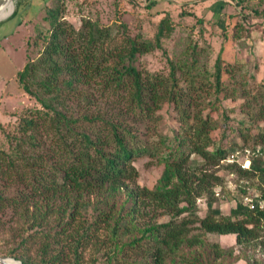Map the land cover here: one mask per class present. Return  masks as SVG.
I'll use <instances>...</instances> for the list:
<instances>
[{
    "label": "trees",
    "instance_id": "obj_1",
    "mask_svg": "<svg viewBox=\"0 0 264 264\" xmlns=\"http://www.w3.org/2000/svg\"><path fill=\"white\" fill-rule=\"evenodd\" d=\"M46 1L41 13L49 28L34 37L38 52L15 75L21 90L40 110L23 112L13 125L17 141L7 152L0 148V172L17 187L12 196L0 194V209L21 208L39 200L56 205L53 209L60 220L53 231L61 235L69 230L66 227L71 221L83 215L79 227L82 232L72 249L75 259L80 243L91 237L92 230L103 226L114 248V256L107 257L109 264L130 251L142 257V262L135 264H234L239 260L251 264L235 250L259 238L264 191L251 199L247 186L240 184L235 206L222 215L213 208L212 198L219 177L207 170L228 163L229 156L237 154L240 159L227 167L242 178L259 175L264 180V149L236 146L225 133L219 142H213L210 133L217 129V122L203 113L218 110L221 94L224 100L243 98L245 118L235 131L243 136L244 143L247 136H253L255 143L262 142L264 87L252 96L237 88L232 70L223 65L222 49L212 72L201 69V53L196 47L184 51L176 60L178 65L169 61L168 73L148 71L142 59L161 49V42L174 30L168 15L160 20L151 40L141 33L131 36L126 23L105 25L98 18L80 16L83 7L76 13L81 17L76 29L67 21L69 16H76L68 10L72 0ZM226 76H230L232 87L225 85ZM86 85L111 98L140 123H157L161 119L157 112L166 104L177 128L171 136L142 138L123 120L99 114H68L72 98L91 103L83 88ZM211 89L215 98H203L202 94ZM251 121L256 128L263 125L257 135L250 133ZM44 124L54 135L49 150L36 138ZM24 145L30 147L28 152ZM245 156L248 168L243 167ZM140 159L147 160L143 165L146 169L163 166L151 189L137 183L139 172L134 162ZM84 195L94 200L83 201ZM203 196L209 199L206 215L201 217L197 200ZM246 198L251 199L253 209ZM147 209L152 212L150 219ZM157 211L169 220L152 223ZM208 235L233 236L235 245L228 248L213 243ZM61 253L48 254L44 247L40 262L15 258L23 264H63Z\"/></svg>",
    "mask_w": 264,
    "mask_h": 264
},
{
    "label": "rangeland",
    "instance_id": "obj_2",
    "mask_svg": "<svg viewBox=\"0 0 264 264\" xmlns=\"http://www.w3.org/2000/svg\"><path fill=\"white\" fill-rule=\"evenodd\" d=\"M44 2L47 1L0 0V8L3 7L0 11V20L3 18L0 21V148L5 152L18 138L13 129L15 120L25 111L40 110V106L21 90L15 75L28 59L34 58L35 53L38 52L39 46L33 45L34 37L49 28L41 13ZM80 7H83L80 16H90L93 20L98 18L101 24L105 25L115 22L126 23L131 36L141 33L143 37L151 40L154 39L160 20L168 15L174 30L168 39L161 42V49L147 54L142 59V65L148 71L168 73L169 61L178 65L177 58H180L184 51L191 52L192 47H196L201 53V69L212 72L216 57L222 49L223 65L228 70H232V78L237 83V88L246 90L252 96L258 95L264 87V0H72L68 10L76 15ZM182 12L184 15H181ZM80 16H69L67 21L78 29ZM233 28H236L235 36ZM118 40L120 41L121 38L119 37ZM234 68L237 69L235 72ZM229 77L224 78L225 85L232 87ZM83 88L91 97V103L72 98L73 100L67 105L68 114L76 117L99 114L112 120H123L127 124H132L142 138L154 137L156 134L171 136L172 131L177 128L166 104L157 112L161 116L157 123H140L126 114L123 107L112 103L111 98L98 94L92 85ZM221 96L222 94L218 96L220 99L218 110H205L203 113L209 114L217 122V129L210 133L213 142H219L225 133L224 135L236 143V146L245 144L246 148L258 146V149H264V141L255 143L253 136H247V142L244 143L243 136L235 131L241 128L240 122L245 118L244 99L224 100ZM202 97L213 100L215 95L211 89L204 92ZM250 123L248 126L251 134L257 135L259 130H263L262 124L256 128L255 122ZM242 132L245 133L244 130ZM53 136L52 131L44 124L36 138L49 150L51 143L52 146L54 143ZM27 148L30 147L24 145L25 152L29 151ZM238 157L240 159L241 156ZM146 161L140 159L134 162L139 172L137 183L141 187L151 189L161 176L163 166L146 169L143 166ZM227 162L209 167L207 170L219 177L217 185L213 187L212 198L215 200L213 208L222 215L229 214L235 206V199L240 195L238 192L240 184L247 186L251 199L260 196L264 191V180L259 175L242 178L227 167V164H235V161ZM247 166L246 162L244 167ZM10 180L11 178L0 172L1 195L12 196L17 191V187L10 184ZM207 199L208 196H203L197 200L201 217L206 215ZM82 200L92 202L94 198L84 195ZM36 202L12 210L0 209V257L40 262L42 249L46 247L48 254H55L60 250L63 264L110 263L107 257L114 256V248L105 227L101 226L90 232L91 237L83 240L78 246L77 259H75L72 249L82 232L79 227L84 220L83 215L71 221L66 227L69 230L61 235L59 231H53L58 228L56 225L60 220L53 209L56 205L52 206L43 200ZM147 212H149V215L146 213L147 219H150L152 212L148 209ZM153 214L155 219L152 223L169 220V217L160 211ZM261 227L259 238L254 243L235 250H239L238 255L246 257L251 264H264V222L261 223ZM38 230L51 234L40 235ZM30 236L34 238L29 239ZM207 238L213 243H220L228 248L235 245L233 236L208 235ZM112 260L111 264H135L142 262V257L130 251ZM234 264L247 263L239 260Z\"/></svg>",
    "mask_w": 264,
    "mask_h": 264
},
{
    "label": "built area",
    "instance_id": "obj_3",
    "mask_svg": "<svg viewBox=\"0 0 264 264\" xmlns=\"http://www.w3.org/2000/svg\"><path fill=\"white\" fill-rule=\"evenodd\" d=\"M257 152H258V150H257ZM246 153L248 154V151L246 150ZM238 157V155L237 154H234V155H231V156H229V158L227 159V161H231V162H234L235 160H236V158ZM248 163V166H249V160H248V157H246L245 158V162L243 163V167H244V164L245 163ZM248 166L246 167V168H248ZM245 168V167H244ZM245 202L249 205V207L251 208V209H253L254 208V205L252 204V201H251V199H245ZM263 207V205L262 204H260V208H262Z\"/></svg>",
    "mask_w": 264,
    "mask_h": 264
},
{
    "label": "bare ground",
    "instance_id": "obj_4",
    "mask_svg": "<svg viewBox=\"0 0 264 264\" xmlns=\"http://www.w3.org/2000/svg\"><path fill=\"white\" fill-rule=\"evenodd\" d=\"M3 7L0 8V11L2 10ZM3 19V18H2ZM1 19V20H2ZM18 261V260H17ZM0 264H19L18 262H16V260L8 258L5 262L0 263Z\"/></svg>",
    "mask_w": 264,
    "mask_h": 264
},
{
    "label": "water",
    "instance_id": "obj_5",
    "mask_svg": "<svg viewBox=\"0 0 264 264\" xmlns=\"http://www.w3.org/2000/svg\"><path fill=\"white\" fill-rule=\"evenodd\" d=\"M0 21H2V20H0ZM8 258H9V257H0V263L5 262ZM11 259H14V258H11ZM14 260H15V259H14ZM16 262H18L19 264H23L22 262L17 261V260H16Z\"/></svg>",
    "mask_w": 264,
    "mask_h": 264
}]
</instances>
